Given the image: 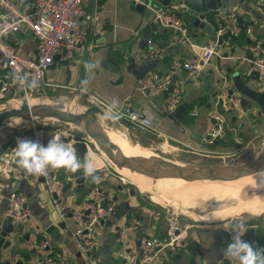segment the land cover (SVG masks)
Returning <instances> with one entry per match:
<instances>
[{"label":"crops","instance_id":"crops-1","mask_svg":"<svg viewBox=\"0 0 264 264\" xmlns=\"http://www.w3.org/2000/svg\"><path fill=\"white\" fill-rule=\"evenodd\" d=\"M133 1L85 0L89 16L81 19V25L87 31L85 44L77 49L72 59L55 62L49 67L45 73V80L54 85L50 88L80 91L81 81L91 75L86 71L84 62H96L100 67L101 62L112 61L124 53L129 55L133 49L143 50L146 47L145 39L147 37L159 43L165 50L159 57H156L159 59L158 63L145 77L163 78L170 75L172 78L183 79L185 70L182 63L195 61L197 54L189 47L188 43L179 41L171 29L160 27L157 23L159 29H151L149 24L151 21L154 22V11L146 5L142 11H138L139 4L137 7H133ZM138 1L143 3L145 0ZM92 3L93 12H91ZM28 6L24 2L27 11L31 9ZM178 7L181 18L189 27L192 41L198 45H206L215 40L216 11L224 7L236 9L237 17H241L240 23L238 22L241 31L236 36V40L232 41L229 38L228 42L222 41L219 46L221 55H213L205 64L201 73V83L204 79L210 82L207 91L201 88V83L199 85H194L189 81L183 83L180 104H183L184 107L176 121H172L166 116L163 91L152 92L148 89V92H144V87L140 85L141 81L135 80L130 73L125 71L122 72V77H126L124 84L110 83V79H114V76L109 73L106 74V78H101V85L95 81L96 86H88V93L107 104L115 98L119 101L118 108L128 107L139 113L151 115L155 122V131L143 129L123 116L120 120L126 126L129 125L140 130L141 133H145L149 143L157 142L168 151L183 146L195 150L213 151L218 148V144L213 149H208L201 145V141L202 133H206L213 122L210 112L215 100V96L212 94L217 90L215 85L218 86L217 79L226 76L231 82L229 73L226 72L227 67H232L239 72L244 81L253 76L250 64L246 59L249 57L246 47L250 44H260L264 55V6H261L258 0H226L222 7L214 8L201 20L202 26L192 23L194 15L187 7H182V5ZM144 32L147 36L143 38L144 44L141 46L140 40ZM133 37L135 38L133 44L125 52L114 48V45L125 43ZM10 43L25 55H35L36 40L24 28L10 36ZM55 65L56 68L53 70ZM99 67L94 69L92 74L98 73ZM64 70L65 74L62 73ZM117 77L115 76V78ZM194 107L198 111L196 116L189 114ZM233 116H236L234 121L232 120ZM43 128L47 136H50L55 130ZM227 131L236 133L235 136L231 137V140H235V142L245 141L246 132L264 131V119L262 116L247 117L239 107L238 111H232L228 114ZM26 132L27 128L22 133ZM25 138L33 140L28 134ZM179 141H184V144ZM192 141L196 143L193 144ZM198 151L203 152L202 150ZM92 154L94 153L92 152ZM77 155L80 156L78 152ZM60 170L61 177L65 182V200L71 208L76 207L80 199L94 185H102L108 194V198L115 203L114 214L99 222L94 228L96 243L94 259L96 264H137L140 255V236H165L166 227L171 217L156 214L149 209L140 195L131 187L126 186L124 182L117 180L108 171V167L103 165L98 169L101 176L99 183H93L85 177L83 180H79V176L83 175L82 171L66 173L63 169ZM0 181V228L5 220L4 211L7 206L8 195L11 192L16 190L23 192L33 210L31 219L15 226V231L7 236L11 237L13 242L7 248H0V264H34L43 255L53 250L61 252L69 264H90L86 256L78 250L71 232L66 227L59 228L56 238H53L47 231L49 225L56 226L61 221L56 218L51 197L45 190L43 180L33 179L16 165L13 174L2 177ZM131 219L138 220L139 226L135 231L127 234L121 243L118 239V230ZM229 222L227 221L225 224ZM245 222L248 227L254 228V247L264 248V211L249 217ZM65 224L71 228L74 225L71 219H66ZM42 239H46L48 245L46 244L43 248L34 247L33 243ZM242 239L246 240L245 235ZM175 243V247H166L160 251V259L163 264H217L221 260L227 261L223 256V250L231 241L223 228V223H186L183 228L180 227ZM51 264L60 263L57 261Z\"/></svg>","mask_w":264,"mask_h":264},{"label":"built area","instance_id":"built-area-1","mask_svg":"<svg viewBox=\"0 0 264 264\" xmlns=\"http://www.w3.org/2000/svg\"><path fill=\"white\" fill-rule=\"evenodd\" d=\"M24 2L33 8L31 13L27 12ZM140 1L134 0L133 7L138 6ZM264 6V0H258ZM180 5H167L158 11H154L153 20L160 27L169 28L176 35L179 41L188 43L189 47L197 54L195 61L182 63L185 70L183 79H173L170 75L163 78H153L147 76L141 80V87L148 88L152 92L167 90L165 95L164 111L172 112L182 99V85L189 81L194 85L201 83V73L205 64L213 55H221L219 46L222 42L218 39L223 34L229 38L237 36L241 29L238 24L236 9L224 7L216 11L215 40L206 45H198L190 37L189 27L181 18L178 12ZM182 7H184L182 5ZM88 16L85 0H0V102L13 104L19 98H30L35 95H46L50 87L47 83L45 73L55 62L68 61L73 58L78 48L83 47L87 38V31L81 25V19ZM22 28L28 30L36 40L35 55L28 56L18 51L11 43L10 36ZM146 47L143 50L133 49L130 56L136 63L159 57L164 52V47L152 38L145 39ZM249 57L251 71L258 84H264V55L260 44H250L246 47ZM26 75L31 79L38 75L40 87L35 91L21 88L18 83H14L15 75ZM171 90H168V87ZM232 84L230 79L223 76L218 83L215 100L211 107L210 116L213 122L205 133L202 140L213 143L218 142L224 135L228 126V113L239 110V95L236 91H230ZM94 104L98 105L105 112L107 103L98 97L87 93ZM122 116L135 125L148 131H155V122L151 115L143 114L139 117V112L128 107L118 108ZM143 113V112H142ZM190 115L198 114L197 108L190 110ZM104 116V115H103ZM121 116V117H122ZM65 133L62 137L66 143L73 146L76 143H83L90 153L89 140L85 137H76L70 128L65 126L56 128L52 134ZM30 135L33 140H38L47 145L50 136L42 126L30 121L26 133L19 134L15 140L0 152V179L8 177L16 170L15 157L12 149L16 147L17 138H25ZM81 158L80 156H78ZM102 162V161H101ZM104 167L108 163L103 162ZM33 179H43L45 190L51 197V203L56 213V218L64 222V226L71 232L78 250L83 253L90 264H96L94 259L96 225L114 214L115 203L108 198L105 188L101 185H94L89 192L83 196L76 207H70L64 196V180L61 177V170H52L46 176L30 175ZM119 180L124 182L125 178L119 176ZM1 183V181H0ZM33 210L27 197L21 191H13L8 195L7 206L4 217L12 225L17 226L31 219ZM66 219H71L73 227L65 224ZM139 226V221L131 219L120 227L118 239L121 242L129 233L135 231ZM180 225L176 216L171 217L166 227L165 236L156 235L140 236V255L137 264H163L160 259V251L170 247L176 242L175 231ZM225 230V229H224ZM232 241L231 233L225 230ZM14 236V235H12ZM122 243V242H121ZM48 245L46 239L34 242V247L43 248ZM69 264L62 253L53 250L49 251L34 264H51L52 262ZM217 264H231L229 260L219 261Z\"/></svg>","mask_w":264,"mask_h":264},{"label":"water","instance_id":"water-1","mask_svg":"<svg viewBox=\"0 0 264 264\" xmlns=\"http://www.w3.org/2000/svg\"><path fill=\"white\" fill-rule=\"evenodd\" d=\"M225 2L226 0H145L143 3L139 2V8H137V10L142 11L145 5L153 11H158L167 5H183L193 13L194 17L192 18V23L194 25L199 24L202 26L201 20L211 13L214 8L222 7ZM32 11L33 8L27 12L31 13ZM91 12H93V3L91 4ZM240 21L241 17L238 16V22L240 23ZM149 27H151V29H159V26L153 21L150 22ZM142 36L143 37L140 40L141 46L144 44L143 38H146L147 36L146 32H144ZM227 39V34H223L218 41L222 42ZM134 40L135 38L133 37L125 43L114 45V48L118 51L125 52V50L133 44ZM124 54L117 56L114 61H103L101 62V65L108 67L109 70L128 72L135 80L141 81L159 61L158 58H153L136 63L132 56ZM226 72L229 73L231 78L232 88L230 91H236L239 95L241 111L247 117L252 118L255 116H262L264 119V84H258L254 76L250 77L247 81H244L239 72L232 69V67H227ZM122 78L121 73L117 78L112 79L111 82L117 84L121 83ZM173 79H176V77ZM222 79L223 76L218 78L217 83ZM209 86L210 82L207 79H204L201 83V88L207 91ZM171 87L172 86H169L168 90H171ZM143 91L148 92V88H143ZM216 92L217 91L212 95L215 96ZM163 93L166 95L167 90H164ZM31 100L35 101L31 103ZM4 103H6V101L0 102V105H3ZM183 107V104H179L172 112L167 113L166 116L172 121H176L183 111ZM89 112H92L99 117H102L104 114L103 109L96 104L82 106L73 103L72 99L61 100L54 97H48L47 95H35L30 98L22 97L13 103L11 107L0 110V128L15 123L34 121L37 118H46L61 122L84 135L97 152L107 161L129 167L131 170L152 179L168 176L195 178L199 179L198 181L227 182L236 181L242 177L264 171V157L254 158L242 163L229 162L228 164L209 165L190 161L178 162L162 156L155 150L152 151L156 153L157 157L150 162H145L139 158L123 156L113 148L109 139L100 129V126H97L90 121ZM139 117L142 118L143 113H140ZM235 118L236 116H233L232 120L234 121ZM216 144V142L208 143L204 140L201 141V145L208 149H213ZM74 148L76 149V152L79 153L81 159H83L87 153L85 145L83 143H76ZM39 179L41 181L43 180L41 177ZM83 179L84 176L80 175L79 180ZM64 227V222L61 221L56 226L49 225L47 231L50 232L53 238H56L58 236L59 228L63 229ZM15 229L16 227L7 219L2 222L0 228V248H7L12 244L13 239L7 236L13 233ZM175 233L178 234L179 229H177ZM254 233V228L248 227V231L245 234V238L248 242L254 243Z\"/></svg>","mask_w":264,"mask_h":264},{"label":"rangeland","instance_id":"rangeland-1","mask_svg":"<svg viewBox=\"0 0 264 264\" xmlns=\"http://www.w3.org/2000/svg\"><path fill=\"white\" fill-rule=\"evenodd\" d=\"M112 61H114V59H112ZM55 68L56 65L53 66V70ZM62 73L65 74V70ZM109 73L114 76L113 78H115V76L120 75L122 72L116 70H109L108 67L101 65L99 67L98 73L94 72L92 74L91 72V75L86 77V79L90 78L89 86L91 87L96 86L95 81H97L101 85L102 84L101 78L102 77L106 78L107 76L106 74ZM50 77L52 78V76ZM125 78L126 77L124 76L120 85L125 83ZM110 83H111V79H110ZM215 87H217V85H215ZM46 95L48 97H54L61 100L72 99L73 103L82 106H88L94 104V102L91 100L90 97L87 96V94H81L79 90L67 91L64 88H60L59 90L58 88H50V90L47 92ZM11 105L13 104L7 103L5 105H0V110L11 107ZM198 110L200 111V108ZM230 112L228 114H230ZM100 118L104 123L110 124L113 127H115V128L113 127L111 128L117 133H119L122 137L126 138L129 142H131L132 145L134 144L135 147L140 148L144 153L153 157L154 160L157 157V155L152 150L157 151L159 154H161L162 156L168 159L175 160L178 162L190 161L194 163H203L209 165L228 164L229 162L242 163V162L250 161L254 158L264 157V131L257 133H255L254 131L246 132V140L245 141L241 140V142H235V140H231L232 139L231 137H233V135L236 134L234 133V131L233 132L225 131L222 138L217 142L218 148H216V150L214 149L213 151H205L204 149H197V150L190 149L186 145H185L186 147L183 146L182 148L180 147V148H176L175 150L168 151L167 149L162 148V146L159 145V143L157 142L149 143L150 141L149 139H147L148 137L145 133H141L140 130L134 129L129 125L126 126L124 123L120 122L121 119L113 122L110 120H105L104 116ZM34 123L36 125L48 129H56L63 126L69 128L68 126L62 124L61 122L46 118H37L34 120ZM29 125L30 122H21L0 128V152L3 151L10 143H12L15 140V138L20 133H22ZM116 128H118L119 130H117ZM160 128H162V126H160ZM70 129L73 131L76 137H85L75 129L73 128ZM204 135L205 133H202L203 137ZM179 142L184 144V141H179ZM192 143L195 144L196 142L192 141ZM89 145H90V153L93 152L97 156L98 160L102 161L103 157L97 152V150L90 142ZM144 146H146L149 149L145 148ZM198 150H202L203 152L201 153ZM103 160L106 163H108L107 160L105 159ZM107 167H108V171H110L115 176V178H117V180L119 179V176L124 177L125 185L131 187L132 190L136 191L140 195L141 199L145 202L146 206L149 209L153 210L156 214L167 215L168 217L176 216L181 228H183L184 224L186 223L219 224L237 218H242L246 220L249 219V217L258 215L259 213L264 211V190L260 189L259 184L255 185L258 186L257 189H250L252 187L242 188L239 191H233L229 194L206 193L200 191L198 193L197 192L193 193L186 189L184 191H180L182 189L178 188L177 190L175 189L176 187L169 185L157 186L150 179H143L141 175H138V178L140 180L143 179V182H141L142 184H145L148 187H150V184L152 183L154 184L151 186L156 191H146V189H143L145 187H141V186L139 187L135 184L136 177L134 178L132 175L126 176L121 171L120 168H115L111 163L110 164L108 163ZM131 178L132 179L134 178V182ZM243 191L246 194L247 193L248 194L247 195L244 194ZM234 195L236 196L238 195L241 198L235 200L236 197ZM236 202L239 204V208H237L236 210L227 209L226 211L225 208H222L223 205L228 207L231 206V208L233 206L237 207ZM215 213H218V217L216 219H209V217H213ZM172 246L175 247L176 243H174Z\"/></svg>","mask_w":264,"mask_h":264},{"label":"clouds","instance_id":"clouds-1","mask_svg":"<svg viewBox=\"0 0 264 264\" xmlns=\"http://www.w3.org/2000/svg\"><path fill=\"white\" fill-rule=\"evenodd\" d=\"M87 72L91 73L99 67L96 62H84ZM14 83L21 88L35 91L40 87L38 75L29 79L26 75H15ZM90 78L81 81L80 92H89ZM119 101L113 98L104 112V119L118 121L122 113L118 112ZM65 133L52 134L47 145L38 140L28 138H17L16 147L12 149L16 165L29 175L46 176L49 171L63 169L66 173L83 172V176L93 183H99L101 176L98 169L103 165L92 153H86L83 159L79 158L76 149L71 143H66L62 137ZM264 175V174H262ZM209 219H216L209 217ZM208 219V220H209ZM223 228L231 233L232 242L223 250V256L231 264H264V248L254 247L242 237L248 231L244 219L237 218L229 223H223Z\"/></svg>","mask_w":264,"mask_h":264},{"label":"bare ground","instance_id":"bare-ground-1","mask_svg":"<svg viewBox=\"0 0 264 264\" xmlns=\"http://www.w3.org/2000/svg\"><path fill=\"white\" fill-rule=\"evenodd\" d=\"M34 101L35 100H31L30 102L32 103ZM89 115H90V117H89L90 121L93 122L95 125L100 126V129L103 131V133L109 139V141L112 144L113 148L118 153H120L121 155L126 156V157L139 158V159H142L145 162L152 161L153 157H151L148 154L144 153L140 148L135 147L134 144L132 145L131 142H129L126 138L122 137L119 133L114 131L111 128V127H113L112 125L104 123L102 121V119L98 115H95L92 112H89ZM113 128H115V127H113ZM116 129L119 130L118 128H116ZM108 163L110 164L111 162L108 161ZM111 164L115 168H120L121 171L126 176L132 175L134 178L136 177L135 184L137 186H139V187L140 186L141 187H145L143 189H146V191H156L151 186V185H154V184L157 185V186L158 185L159 186L169 185V186L176 187L175 189H177V190H178V188L182 189L180 191H184L186 189V190H188L190 192H193V193H196V192L198 193L200 191V192H206V193H226V194H229V193H231L233 191H239L242 188L252 187L250 189H257L258 186H255L257 184H259L260 189L264 190V183H263L264 175H262V174H264V171L256 172V173H254L252 175H249V176H246V177H242V178H240V179H238L236 181L209 182V181H206V180L205 181L204 180L198 181L199 179H195V178L168 177V176H166V177H157V178L152 179L150 177H146V176H144V175H142V174H140L138 172H135V171L131 170L129 167H126V166H123V165H120V164H117V163H111ZM138 175H141L143 177V179H150L154 184L153 183L150 184V187H148L145 184H142L141 182H143V179L140 180L138 178ZM134 178L133 179L131 178L133 180V182H134ZM243 193L246 194L244 191H243ZM238 195L237 196L234 195L236 197L235 200H238L239 198H241ZM234 196H233V198H234ZM229 197H230V195H229ZM245 203H246V200H245ZM241 205H242V203H241ZM229 207L228 206H224V205L222 206V208H225L226 211H227V209H232V210L235 209L236 210L237 208H239V204L237 203V207H235V206H233L232 208H231V206H229ZM240 209H242V208H240ZM213 217L217 218L218 217V213H215L213 215Z\"/></svg>","mask_w":264,"mask_h":264},{"label":"trees","instance_id":"trees-1","mask_svg":"<svg viewBox=\"0 0 264 264\" xmlns=\"http://www.w3.org/2000/svg\"><path fill=\"white\" fill-rule=\"evenodd\" d=\"M236 38H237V37L234 36V37L231 38V40L234 41V40H236ZM64 187H65V182H64Z\"/></svg>","mask_w":264,"mask_h":264}]
</instances>
